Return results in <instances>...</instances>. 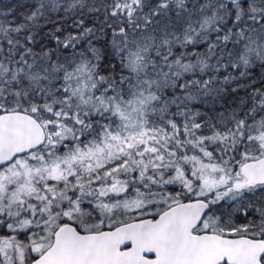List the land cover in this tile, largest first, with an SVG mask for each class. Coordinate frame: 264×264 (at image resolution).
<instances>
[{"label": "snow or ice", "instance_id": "6c2138e0", "mask_svg": "<svg viewBox=\"0 0 264 264\" xmlns=\"http://www.w3.org/2000/svg\"><path fill=\"white\" fill-rule=\"evenodd\" d=\"M0 264H264V0H0Z\"/></svg>", "mask_w": 264, "mask_h": 264}]
</instances>
